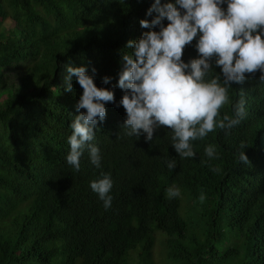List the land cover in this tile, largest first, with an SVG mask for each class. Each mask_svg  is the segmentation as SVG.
I'll use <instances>...</instances> for the list:
<instances>
[{"label":"trees","instance_id":"1","mask_svg":"<svg viewBox=\"0 0 264 264\" xmlns=\"http://www.w3.org/2000/svg\"><path fill=\"white\" fill-rule=\"evenodd\" d=\"M152 2L0 0V264H132L133 251L136 263L157 264L159 237L163 264H264L259 70L228 89L232 102L245 98L244 118L194 140L195 157L179 156L170 126H161L153 141L126 135L125 108L107 102L94 141L102 167L87 151L78 171L66 161L83 91L75 76L66 90L68 66L87 65L97 86L116 85L118 102L122 51L148 30L140 19L156 15H147ZM194 44L195 38L183 59L198 55ZM104 75L112 77L108 84ZM232 111L224 105L221 118ZM242 141L248 163L238 159ZM208 144L217 157H207ZM172 159L176 167L169 169ZM102 172L114 181L107 209L90 187ZM173 185L181 195L169 198Z\"/></svg>","mask_w":264,"mask_h":264},{"label":"clouds","instance_id":"2","mask_svg":"<svg viewBox=\"0 0 264 264\" xmlns=\"http://www.w3.org/2000/svg\"><path fill=\"white\" fill-rule=\"evenodd\" d=\"M147 15L152 19L141 18L140 25L148 30L127 40L122 51L118 86L124 91L118 102L116 85L97 86L87 65L68 66L66 90L73 89V76L83 89L75 105L81 111L74 114L67 137L66 161L74 170L81 168L85 151L92 164L102 167L101 149L94 141L98 121L106 118L107 102L125 108L126 135L153 141L161 126H170L171 145L181 158H188L196 156L194 140L216 128L231 129L246 115L245 98L232 102L229 97L232 82H243L257 70L264 80V0H153ZM194 38L198 55L185 60L184 48ZM111 80L110 75L103 76L104 84ZM229 103L232 113L221 118L220 109ZM247 146L241 142L240 162H249ZM205 153L209 158L219 155L213 144L205 147ZM166 162L169 169L176 167L174 159ZM113 184L105 172L90 181L106 209L112 206ZM166 191L169 198L181 195L179 186Z\"/></svg>","mask_w":264,"mask_h":264},{"label":"rangeland","instance_id":"3","mask_svg":"<svg viewBox=\"0 0 264 264\" xmlns=\"http://www.w3.org/2000/svg\"><path fill=\"white\" fill-rule=\"evenodd\" d=\"M6 26H7V25H6ZM8 26H10V24H8ZM8 26H7V27H8ZM161 239H162L161 237L158 238L157 243H156L155 248H154V259H155V261H156L157 264H163V263L161 262V260H160V259H162V256L160 255V251H161V249H162V246H161V244H160V240H161ZM138 259H140L139 251H138V252H137V251H133V252L131 253V259H130V262H131L132 264H139V263H136ZM162 260H163V259H162Z\"/></svg>","mask_w":264,"mask_h":264}]
</instances>
